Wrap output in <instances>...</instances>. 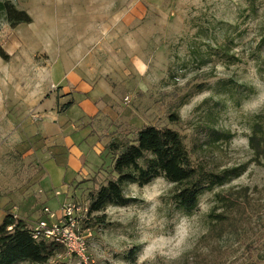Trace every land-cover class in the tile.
<instances>
[{
    "label": "rangeland",
    "instance_id": "obj_1",
    "mask_svg": "<svg viewBox=\"0 0 264 264\" xmlns=\"http://www.w3.org/2000/svg\"><path fill=\"white\" fill-rule=\"evenodd\" d=\"M8 1L32 21L11 27L0 12V44L9 54L0 58V222L12 210L33 224L44 205L60 214L63 203L85 202L89 179L105 182L110 140L168 126L195 164L244 170L204 191L190 214L174 206L162 177L129 184L133 201L97 213L104 226L80 225L85 259L67 256L66 264H138L153 252L161 254L156 264H169L166 257L182 247L171 264H264V158L257 164L248 146L264 116V0ZM78 93L91 103L89 117L76 102L57 112ZM204 124L232 137L208 144ZM59 133L71 134L89 160L74 178L64 163L62 179L50 169L60 179L52 185L40 162L42 153L65 147ZM242 186L252 200L239 234L209 241L215 194Z\"/></svg>",
    "mask_w": 264,
    "mask_h": 264
},
{
    "label": "trees",
    "instance_id": "obj_2",
    "mask_svg": "<svg viewBox=\"0 0 264 264\" xmlns=\"http://www.w3.org/2000/svg\"><path fill=\"white\" fill-rule=\"evenodd\" d=\"M0 12L11 27L32 21L25 10L18 9L8 0L0 1ZM0 58L9 59V54L1 44ZM257 59L261 64V58ZM74 103V98L70 96L66 102L57 105V112L67 111ZM203 129L208 144L232 137L230 132L208 124H204ZM248 146L253 154L252 160L261 164L264 158V116L258 115L252 125ZM104 149L110 157V168L105 182L100 183L97 174L89 179L92 187L85 202H80L87 207V219L81 224L84 229H91L95 225L104 226V216L97 213L107 206H125L133 201L125 193L129 184L144 186L162 177L172 184L170 198L174 206L190 214L197 208L199 197L204 191L225 184L244 170L240 166L215 170L204 164H195L182 135L168 126H143L132 137L110 140ZM250 190L248 186H242L215 194L216 203L208 213L206 238L209 241L219 240L225 234H239L243 216L252 200ZM135 248L126 254V258L134 255ZM247 250L250 251L249 246ZM66 254L65 245L42 235L35 238L32 223L11 211L5 213L0 222V264H66ZM251 264L261 263L254 261Z\"/></svg>",
    "mask_w": 264,
    "mask_h": 264
},
{
    "label": "built area",
    "instance_id": "obj_3",
    "mask_svg": "<svg viewBox=\"0 0 264 264\" xmlns=\"http://www.w3.org/2000/svg\"><path fill=\"white\" fill-rule=\"evenodd\" d=\"M41 210L43 215L33 223L34 237L42 235L62 243L67 249L66 256L85 259V241L78 230L87 219V207L74 202L63 203L58 216L48 206Z\"/></svg>",
    "mask_w": 264,
    "mask_h": 264
},
{
    "label": "crops",
    "instance_id": "obj_4",
    "mask_svg": "<svg viewBox=\"0 0 264 264\" xmlns=\"http://www.w3.org/2000/svg\"><path fill=\"white\" fill-rule=\"evenodd\" d=\"M79 95V100H78V96L77 94H73L72 97L74 98L75 102L78 103L81 106V115L82 117H89V113H90V108H91V103L90 102H86V103H82V99H85V97H81L80 94ZM77 96V97H76ZM89 96V99L92 100L91 97L90 98V94L87 95ZM76 97V98H75ZM94 102V101H93ZM77 130V129H76ZM75 132V131H74ZM61 134V133H59ZM73 135L79 134L78 132L72 133ZM62 135H59L58 138L63 142L64 141V146L65 147H56L54 150V154H57L56 156H52L51 153L50 155L48 153H42V159H41V167L42 170L46 171L48 173V175L50 176V180L52 185H56L60 179L63 178L64 173L62 171V167H63V163L65 165V170H70L73 174L72 178L75 177V175L78 173L79 170H81L83 167L86 166V164L88 163V158L89 156H86V154L84 152H82V150L80 149V147L78 145H76L77 147L74 146L75 144V140L72 139L71 134H69L67 137L65 136V138H62ZM57 138V136H56ZM91 140V138H90ZM97 152L100 153L99 150H97ZM51 157H54L53 159ZM49 164H52L53 167L48 168ZM50 169L56 170L57 172L60 171V176L58 179H53V177L51 176ZM63 173V174H62ZM75 174V175H74ZM73 181V179H72ZM45 206V205H44ZM48 206V205H47ZM12 213L15 214L14 211L11 210ZM56 216H58L59 214L56 213ZM5 215V214H4Z\"/></svg>",
    "mask_w": 264,
    "mask_h": 264
},
{
    "label": "clouds",
    "instance_id": "obj_5",
    "mask_svg": "<svg viewBox=\"0 0 264 264\" xmlns=\"http://www.w3.org/2000/svg\"><path fill=\"white\" fill-rule=\"evenodd\" d=\"M190 239L189 234L186 232L185 236L183 238L182 244H186ZM182 251H183V247L181 248L180 251H175L173 252V254H171L170 256L166 257L167 261L169 262V264H171V262L176 261L181 255H182ZM160 253L157 252H153L151 254V256H145L143 255V253L141 254V257L138 261V264H145V262H147V264H156V261L158 260V257L160 256Z\"/></svg>",
    "mask_w": 264,
    "mask_h": 264
}]
</instances>
